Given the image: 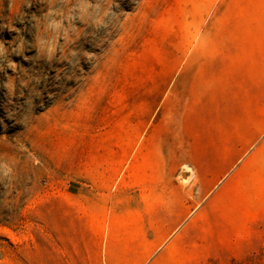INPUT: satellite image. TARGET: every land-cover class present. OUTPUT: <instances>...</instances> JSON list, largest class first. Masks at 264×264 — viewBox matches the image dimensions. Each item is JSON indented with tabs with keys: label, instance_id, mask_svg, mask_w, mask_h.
I'll use <instances>...</instances> for the list:
<instances>
[{
	"label": "rangeland",
	"instance_id": "374dc122",
	"mask_svg": "<svg viewBox=\"0 0 264 264\" xmlns=\"http://www.w3.org/2000/svg\"><path fill=\"white\" fill-rule=\"evenodd\" d=\"M0 264H264V0H0Z\"/></svg>",
	"mask_w": 264,
	"mask_h": 264
},
{
	"label": "bare ground",
	"instance_id": "6f19581e",
	"mask_svg": "<svg viewBox=\"0 0 264 264\" xmlns=\"http://www.w3.org/2000/svg\"><path fill=\"white\" fill-rule=\"evenodd\" d=\"M185 167V166H184ZM185 169V171H189V172H191V168H189V167H186V168H184Z\"/></svg>",
	"mask_w": 264,
	"mask_h": 264
},
{
	"label": "crops",
	"instance_id": "0c3cea01",
	"mask_svg": "<svg viewBox=\"0 0 264 264\" xmlns=\"http://www.w3.org/2000/svg\"><path fill=\"white\" fill-rule=\"evenodd\" d=\"M192 171V170H191Z\"/></svg>",
	"mask_w": 264,
	"mask_h": 264
}]
</instances>
